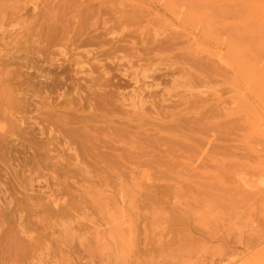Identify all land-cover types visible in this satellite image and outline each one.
I'll return each instance as SVG.
<instances>
[{
	"label": "rangeland",
	"instance_id": "rangeland-1",
	"mask_svg": "<svg viewBox=\"0 0 264 264\" xmlns=\"http://www.w3.org/2000/svg\"><path fill=\"white\" fill-rule=\"evenodd\" d=\"M0 264H264V0H0Z\"/></svg>",
	"mask_w": 264,
	"mask_h": 264
},
{
	"label": "bare ground",
	"instance_id": "bare-ground-1",
	"mask_svg": "<svg viewBox=\"0 0 264 264\" xmlns=\"http://www.w3.org/2000/svg\"><path fill=\"white\" fill-rule=\"evenodd\" d=\"M33 6L35 7V5H33ZM187 7H189V6H187ZM48 30H50V29L49 28L46 29L47 33H45L43 38L40 39V42L37 43V46H39L40 43L44 44V45H41V47H43V48H51V47H54V46L58 45L60 47V49H61V50L59 49V53L61 55H63L64 58L67 57L66 51L62 50V48H67L69 46L71 48L72 47V43H73L72 42V38L68 37V38L65 39L64 36L61 34V32L60 33L59 32L58 33H49ZM84 40L80 41L81 44H82V42ZM32 48L34 49V47H32ZM40 55H42V54H40ZM70 57H71V55H70ZM65 60L66 59H62V62H58L57 67L63 69L65 67H67V66H71V70H72V63H71L72 60H70V61H65ZM55 61H59V60L55 59ZM80 64H81L80 62H76V65L80 66ZM73 72L78 74L77 69L75 67H73ZM76 79H78V78H76ZM78 80H80V79H78ZM67 82H68V84H67ZM73 82L75 83V85L78 84L77 80H75ZM51 83L52 82H50V83L47 82V83L43 84V86L46 89L44 91L48 92V95L52 94V95L47 96L46 98L48 100H50L48 102V104H49L48 106L53 110V113L56 114L57 116H59L58 117V121L59 122L56 125V124H53V123L48 121V125H46L47 127L45 128V130L43 128H40V134L39 135L42 136L43 134H46V136H48L47 140H49V135L52 132L55 131L57 134H59V136H61L63 138V141L67 145V148H69V150H73L72 147H71L72 146V141L69 140L70 138L68 136V132L72 130V122H70V123L66 122V117H68L70 115V113L65 114V113H62L64 111L60 110L63 107L67 108V106H69L70 109L72 110V76L69 77L68 81H66V80L58 81V82L57 81H53V83L52 84ZM62 84H67V85L64 86ZM65 110H68V108L65 109ZM3 130H6V128H3ZM1 134H3L4 136L11 135L10 133H7L6 131H3ZM48 145L49 144H46V143H44V141L40 140V141H37V142H35V141L28 142L27 147H28L29 150H31L33 153H35L36 150L45 149V147L48 146Z\"/></svg>",
	"mask_w": 264,
	"mask_h": 264
}]
</instances>
